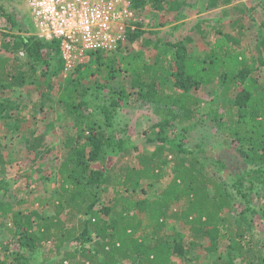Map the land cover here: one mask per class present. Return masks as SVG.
<instances>
[{
    "label": "trees",
    "instance_id": "trees-1",
    "mask_svg": "<svg viewBox=\"0 0 264 264\" xmlns=\"http://www.w3.org/2000/svg\"><path fill=\"white\" fill-rule=\"evenodd\" d=\"M131 1L136 11L150 3L154 12L178 13L186 0ZM198 1L207 11L233 0ZM0 15L19 28L1 5ZM242 22L235 20L231 27L237 35H221L203 58L189 53L183 42H159L149 55L121 57L122 64L111 53H91L69 71L59 42L39 39L34 28L10 41L0 34V124L5 123L11 141L21 138L35 160L46 158L44 136L25 137L23 128L29 116L45 108L71 120L74 129L54 169L58 189L49 199L35 198L39 207L52 206V214L16 209L5 195L0 198V264H41L36 261L41 255L47 264H179L190 261L199 246L215 256L211 264H264V86L256 76L264 67V22L258 57L251 60L241 47ZM140 36L136 31L131 40ZM63 73L65 81L56 85ZM124 74L134 91L110 86ZM27 85L41 94L32 109L6 96ZM210 86L221 106L206 112L197 92ZM138 103L160 118L147 131L144 151L118 138L116 128L124 105ZM208 124L245 166L230 172L231 180L215 172L200 145L186 144L190 132ZM3 148L0 139V166L6 164ZM170 171L172 180L161 186ZM142 181L158 196L136 198L139 191L146 195ZM170 221L187 231H175ZM222 247L226 257L219 254Z\"/></svg>",
    "mask_w": 264,
    "mask_h": 264
},
{
    "label": "rangeland",
    "instance_id": "rangeland-1",
    "mask_svg": "<svg viewBox=\"0 0 264 264\" xmlns=\"http://www.w3.org/2000/svg\"><path fill=\"white\" fill-rule=\"evenodd\" d=\"M24 2L25 0H0L2 8L11 14L13 20L18 22L17 26L19 27H13L11 23L0 15V34L9 36L6 41L14 40V36L22 35L25 32L31 33V28H34L30 9L25 6L26 2ZM231 5L225 9L220 7L217 10L203 11L204 8L198 0H186L183 9L178 13H158L151 9L150 3H147L143 9L138 10L141 21L137 23L135 32L140 31L142 36L133 42L131 35L134 32H131L132 34H129V32L126 40L121 42L111 54L119 58L118 63L122 64L120 63L121 57L139 53L149 55L153 47L159 42H183L187 45L189 53L203 58L211 49L212 44L220 41L224 34L236 36L237 32L233 30L231 24L235 20L243 18L242 25L245 26V29L241 47L247 59L256 58L258 57V32L264 22V0H233ZM187 38H191V41L188 42ZM1 54L4 57L7 53L2 50ZM24 58L25 56L21 53L20 59L24 60ZM256 76L260 84L264 86V67L258 69ZM65 79L66 74L63 73L54 80V83L56 85L61 84ZM130 80V76L124 74L117 80L111 81L110 86L117 91L126 89L127 92H131L134 90L131 87ZM45 89L46 87L42 90L45 92ZM213 89L214 87L211 86L204 87L197 92V95L204 101L203 106L206 112L211 109L218 110L219 106H221V101L218 103H215V100L213 101V98H215ZM6 96L14 100L18 99L21 103L20 106H27L32 109L33 103L39 101L41 94L35 86L27 85L22 89H14L7 92ZM135 99L136 96L134 95L131 100ZM159 121L160 118L148 106H143L141 103H138L135 108L124 105L116 117L118 138L128 139L129 143L135 144L139 151H144L148 149V146L145 147L147 131L158 124ZM23 128L26 131L24 133L25 137H30L31 132H36L38 136H44L45 145L48 146L47 155L42 160H35V155L27 152L25 149L26 144L21 142V138L15 139L14 137L11 141L12 135L7 132L5 123L2 122L0 124V139L2 146H4L3 153L6 156V164L0 166V190L2 189L0 198L5 195L6 200L15 202L16 209L32 210L39 208L46 215L52 214V206L39 207V203L35 201V198L43 196L49 199L54 195L52 192L58 189L59 183L54 169L60 166L65 156L64 143L66 138L74 131L73 122L63 118L61 120L56 111L45 108L40 115L29 116L28 122L23 125ZM122 129H124V132L121 131ZM188 136L190 141H186L187 146L193 149L195 146L198 147L200 145L201 156L210 158L215 172L217 174L220 172L219 176H224L226 180L234 178L230 172H238L240 169L245 168L233 149L222 146L219 135L215 133L212 125L208 124L207 127L196 132L192 131ZM131 160L132 157L130 158ZM96 167H100V164H97ZM39 168L40 171L38 170ZM45 177L50 180L46 183L43 181L41 183L40 180ZM172 177L173 175L170 171L161 186L168 184ZM142 185L146 195L141 194L139 191L135 195L136 198L155 195L149 183L142 181ZM113 196L114 193L112 192L109 198ZM156 196L158 195L154 197ZM21 199H26L24 204L16 203ZM223 217H229L227 211ZM170 224L175 228V231H187L182 223L170 221ZM204 245L206 246L208 243L204 242ZM225 252V247H222L219 254L226 257ZM192 254L190 261L182 262L179 260V264H211L213 258H215V256L208 257L200 246L194 249ZM44 259L45 257L41 255L36 261L42 262L41 264H47Z\"/></svg>",
    "mask_w": 264,
    "mask_h": 264
},
{
    "label": "built area",
    "instance_id": "built-area-1",
    "mask_svg": "<svg viewBox=\"0 0 264 264\" xmlns=\"http://www.w3.org/2000/svg\"><path fill=\"white\" fill-rule=\"evenodd\" d=\"M35 35L59 42L66 71L91 53H112L141 21L131 0H25ZM24 2V3H25Z\"/></svg>",
    "mask_w": 264,
    "mask_h": 264
},
{
    "label": "crops",
    "instance_id": "crops-1",
    "mask_svg": "<svg viewBox=\"0 0 264 264\" xmlns=\"http://www.w3.org/2000/svg\"><path fill=\"white\" fill-rule=\"evenodd\" d=\"M232 4V3H231ZM228 5V6H225V7H222L223 9H225V8H228L229 6H232V5ZM219 9V8H218ZM215 10H217V9H215ZM204 11V10H203ZM226 12V11H225Z\"/></svg>",
    "mask_w": 264,
    "mask_h": 264
}]
</instances>
